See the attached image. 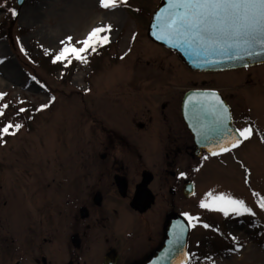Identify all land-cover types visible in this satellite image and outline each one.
<instances>
[{
  "label": "rangeland",
  "instance_id": "rangeland-1",
  "mask_svg": "<svg viewBox=\"0 0 264 264\" xmlns=\"http://www.w3.org/2000/svg\"><path fill=\"white\" fill-rule=\"evenodd\" d=\"M159 2L117 0L106 9L99 0H24L20 6L0 0V129L22 125L0 140V242L6 235L17 247L20 236L34 237L44 211L65 190L79 187L82 162L91 167L103 150L102 137L118 122L147 120L160 114L169 96L175 101L188 87L213 86L237 113L246 108L245 98L252 100L254 105L247 103L255 125L243 146L216 157H185L180 166L194 193L177 203L199 218L191 220L188 264H264V209L258 206L264 199V63L221 74L189 72L174 52L147 35ZM108 25L110 31L98 34L108 42L83 53L86 61L69 54L53 62L68 37L67 46L79 48L93 28ZM174 107L170 102L172 114ZM221 193L243 200L252 212L216 210L225 206L213 203ZM202 200L208 208L200 207Z\"/></svg>",
  "mask_w": 264,
  "mask_h": 264
},
{
  "label": "flooded vegetation",
  "instance_id": "flooded-vegetation-1",
  "mask_svg": "<svg viewBox=\"0 0 264 264\" xmlns=\"http://www.w3.org/2000/svg\"><path fill=\"white\" fill-rule=\"evenodd\" d=\"M179 59L184 68L194 73L221 74V71L235 70H194ZM188 91L201 92L203 100L195 103L196 107L222 113L226 121L228 116L233 134L220 137L232 138L236 129L255 125L249 114L251 106L247 103L252 100L245 98L246 108L237 113L232 100L213 86L188 87L175 97V101L169 96L161 103L160 114L147 120L118 122L115 130L105 132L106 139L102 137L101 140L103 150L93 159L91 167L82 162L77 174L79 187L65 190L57 204L44 211L34 237L20 236L15 247L7 242L6 235L2 236L0 264H135L157 249L165 238L168 214H185L177 202L193 195L185 197L184 193L185 183L189 181L183 178L180 169L184 158L195 160L226 153L213 155L202 149L200 156L194 155V136L182 117L184 96ZM212 93L218 95L227 112ZM170 102L175 103L173 112L176 115L171 113ZM246 141L230 150L243 146ZM134 197H139L142 209L133 205ZM149 198L152 200L148 201ZM147 204L149 206L143 208ZM153 210L154 219L149 221L148 214ZM25 218L30 217L26 214ZM189 224L190 236L194 223L189 221ZM189 242L188 238L187 250L191 249ZM29 252L35 255L30 256ZM190 255L189 250L187 264L191 261Z\"/></svg>",
  "mask_w": 264,
  "mask_h": 264
},
{
  "label": "snow or ice",
  "instance_id": "snow-or-ice-1",
  "mask_svg": "<svg viewBox=\"0 0 264 264\" xmlns=\"http://www.w3.org/2000/svg\"><path fill=\"white\" fill-rule=\"evenodd\" d=\"M123 2V0H121ZM100 6L104 8H115L117 0H99ZM168 6L162 9V15L157 17L158 21H163L161 31L164 36L177 44L187 45L194 48L198 52L219 54L228 59H239L243 56H253L264 52V0H167ZM13 17L17 16L16 9H10ZM111 26L95 27L87 35L83 41L78 43L82 47L67 46L71 44L72 37L67 38V44L58 54L55 55L53 62L60 61L69 54L75 59L86 61V56L82 55L89 48L96 51L98 45L108 42L107 35L98 36L99 33L108 32ZM164 36L160 38H164ZM66 43L65 41L61 42ZM71 63V60L68 61ZM5 94L0 93V98ZM212 96L219 102L223 111L227 112V108L223 107V102L219 101L216 93ZM4 107H7L5 105ZM47 105H42L45 108ZM24 112V108L19 109ZM0 115H3V108H0ZM20 124L13 125L9 123L0 129V140L4 134L15 135V132H9L10 128L19 129ZM236 134L228 141L231 148L240 146L245 140L250 139L253 134L251 126L242 129H236ZM264 140V135H262ZM221 152L230 151L226 144L219 145ZM216 155V152L212 153ZM212 196V193H208ZM255 195V194H254ZM216 201L224 202L225 206L218 207L216 210L228 215L229 207L231 211L240 214L241 207L244 212L251 213L252 210L247 207L243 200L235 199L224 193L213 197V203ZM258 206L264 209V199L258 201ZM201 208H208L209 204L202 200ZM188 216L187 213L184 214ZM189 221L199 219L198 217H188ZM193 227L195 225H192ZM177 227H181L177 225ZM209 227V225H204ZM185 259H188L185 257Z\"/></svg>",
  "mask_w": 264,
  "mask_h": 264
},
{
  "label": "water",
  "instance_id": "water-1",
  "mask_svg": "<svg viewBox=\"0 0 264 264\" xmlns=\"http://www.w3.org/2000/svg\"><path fill=\"white\" fill-rule=\"evenodd\" d=\"M24 0H15L17 6H20ZM168 6L167 0H160L155 7L149 20L147 35L152 40L160 43L169 49L175 51L179 57L194 70H221L238 67L252 66L264 63V52L253 56H243L239 59H228L219 54L205 53L189 48L187 45L177 44L164 36L161 31L163 21H158L157 17L162 15V9ZM164 36V38H160ZM204 99H206L204 97ZM203 100L199 91H188L184 96L182 117L190 132L194 136V155L200 156L202 149L209 154L213 152L221 153L219 145L226 144L229 148L228 141L231 139L220 137L221 134H233L230 129L228 116L222 113H213L195 106V103ZM230 120V117H229ZM185 197L193 194V182L191 180L185 183ZM139 197H134L133 205L137 208L142 206L138 204ZM152 200L149 198L148 201ZM140 201V200H139ZM143 206V208L148 207ZM142 209V208H141ZM180 225L181 227H177ZM166 232L163 242L149 256L135 264H187L188 252L187 244L189 237L190 225L185 215L181 213H169L166 221Z\"/></svg>",
  "mask_w": 264,
  "mask_h": 264
},
{
  "label": "trees",
  "instance_id": "trees-1",
  "mask_svg": "<svg viewBox=\"0 0 264 264\" xmlns=\"http://www.w3.org/2000/svg\"><path fill=\"white\" fill-rule=\"evenodd\" d=\"M51 54V53H50ZM51 57H53V54H51ZM260 232V231H259ZM226 247H224V248H220L221 249V251H223L224 249H225ZM219 252H220V250H218ZM200 253V251L198 252V254Z\"/></svg>",
  "mask_w": 264,
  "mask_h": 264
}]
</instances>
